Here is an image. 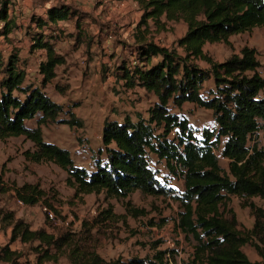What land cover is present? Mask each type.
Instances as JSON below:
<instances>
[{
  "label": "trees",
  "instance_id": "obj_1",
  "mask_svg": "<svg viewBox=\"0 0 264 264\" xmlns=\"http://www.w3.org/2000/svg\"><path fill=\"white\" fill-rule=\"evenodd\" d=\"M134 2L141 12L131 59H122L115 67V79L126 90L140 88L155 98L147 110V118L134 122L125 117L122 123L105 120L101 132L104 160H95L91 172L74 166L67 151L42 139V126L67 124L82 127L72 111L50 100L46 85L57 77V69L66 64L65 56L56 50V37L46 34L49 24L74 18L77 13L67 6H53L46 11V20L33 16L27 33L33 50H42L44 59L38 64L40 86L24 85L26 74L18 53L4 61L0 53V141L24 137L33 150L23 153L26 162L53 163L67 175L66 184L74 197L105 194L124 199L139 191L144 195L168 196L172 190L158 179L150 156L164 162L165 168L183 180V192L175 199L180 203L178 227L194 242L186 264H264V209L252 201L264 202V147L247 144L262 132L264 139V79L259 75L260 63L255 49L243 47L223 62L204 52L206 45L230 46V37L255 28L264 29V0H121ZM8 0H0V34L7 36L15 28L8 18ZM183 23L184 35L177 40V49L147 39L150 25L166 30L168 25ZM199 62L207 67L203 68ZM264 66V62H263ZM208 84V91L205 85ZM64 94L67 87L56 84ZM193 104L212 112L217 129H204L197 137L187 119L173 113ZM77 106V105H75ZM64 116V117H62ZM66 117V118H65ZM37 118L35 128L25 123ZM225 139L221 157L228 161L226 173L214 151ZM103 151V152H102ZM13 193L26 206L41 204L59 213L46 192L37 184L8 185L0 168V196ZM229 196L242 200L253 217L250 229L242 228L232 209L226 206ZM115 215L108 207L97 214L90 228L106 224ZM0 221L11 227V241L39 242L47 251L43 260H50L48 249L69 251V264H172L166 252L152 258H130L107 261L97 253L82 248L70 235L56 238L45 229L32 231L11 211L0 207ZM253 248L258 262H251L245 246ZM5 262L18 264L15 252L2 249Z\"/></svg>",
  "mask_w": 264,
  "mask_h": 264
},
{
  "label": "rangeland",
  "instance_id": "obj_2",
  "mask_svg": "<svg viewBox=\"0 0 264 264\" xmlns=\"http://www.w3.org/2000/svg\"><path fill=\"white\" fill-rule=\"evenodd\" d=\"M8 1L16 12L13 14L15 28L7 40L12 45L20 46L16 50H22L21 68L26 74L24 85L40 86L38 64L44 58L42 51L31 49L25 35L26 28L30 25V17L44 16L51 4L71 7L77 13L86 37L82 42L76 40L78 28L74 20L53 25V33L58 37L56 49L64 54L66 64L57 69L56 79L45 86L44 92L52 102L64 106L66 111H72L81 121L82 127L58 124L42 126L41 131L45 143L67 151L74 166L91 172L95 169V160L103 161L105 158L104 153L99 154L105 120L122 123L125 117L134 122L138 116L147 118V110L155 101L154 97L145 94L140 88L126 90L114 75L115 67L122 59L130 62L135 35L138 31H144L143 27H139L141 12L136 4L121 0H92L90 3H83L81 0ZM17 1H20V7H17ZM185 30L186 27L181 22L168 25L166 30H158L150 25L146 38L181 53L176 42L184 35ZM4 40L6 38L0 39ZM229 41L230 46L206 45L204 52L213 60L223 62L231 55L239 54L243 47L255 49L260 63L257 71L264 79V29L255 28L230 37ZM8 53L2 55L4 61ZM199 65L207 67L202 62ZM56 84L67 87L66 92L60 94L55 89ZM208 86L205 85V91H208ZM259 97H264V89ZM171 111L187 119L197 137H200L204 129H217L211 111L193 104H184L179 110L172 107ZM36 121L37 118L25 125L35 128ZM220 141L214 153L220 167L227 173L228 161L221 157L225 139ZM254 143L264 147L262 132L252 137L247 145L251 147ZM27 150L32 151L33 144L24 137L0 141V168L3 170L5 183H15L17 186L25 183L37 184L46 192L49 201L59 213L58 215L51 210L55 220L50 221L41 204L32 207L20 206L13 193L0 196V207L4 211H11L15 219L23 220L30 230L45 229L56 238L70 235L82 248L97 253L107 261H126L134 257L150 259L161 251L167 253L172 264L188 262L194 242L178 227L179 213L182 210L175 199V196H180L183 192V180L166 169L164 162L150 156V163L158 172V179L166 182L172 190L168 196L153 197L136 191L124 199L109 198L103 193L74 197V191L66 184V173L53 163L26 162L23 153ZM252 201L264 209L263 201L258 198ZM241 202L238 197L229 196L226 206L234 211L242 228L250 229L254 219L248 208L241 207ZM108 207L113 209L115 216L106 224L90 228L97 214ZM2 249L15 252L18 264H69V251L48 249L51 258L44 261V252L47 249L39 242H12L11 227L0 221V264H10L5 262ZM243 251L251 262L260 261L250 246H245Z\"/></svg>",
  "mask_w": 264,
  "mask_h": 264
},
{
  "label": "crops",
  "instance_id": "obj_3",
  "mask_svg": "<svg viewBox=\"0 0 264 264\" xmlns=\"http://www.w3.org/2000/svg\"><path fill=\"white\" fill-rule=\"evenodd\" d=\"M122 2H124V3H133V4H135L134 2H132V1H122ZM16 4H17V7H20V5H21V3H20V1H17V2H15ZM60 5H62V4H51L47 9H46V11L49 9V8H51V7H53V6H60ZM65 6V5H64ZM137 6V5H136ZM68 7V6H67ZM70 9H72L71 7H69ZM22 10H23V8H21ZM46 11H45V13H44V16H39V15H32L31 17H30V25H31V18L33 17V16H35V17H39V18H41V19H43V20H46ZM72 11H74L73 9H72ZM15 12H16V10H15V8L14 7H11L10 6V2H9V7H8V18L9 19H12L13 21H14V17H13V14H15ZM68 20H74V24H75V26L78 28V33H77V37H76V40L78 41V42H82L83 41V38L84 37H86V34L83 32V29H82V26L79 24V21H78V19H77V15L74 17V18H72V19H68ZM67 21V20H66ZM59 22H61V21H59ZM14 23H15V21H14ZM58 23V22H57ZM56 23V24H57ZM0 24H2V26L0 27V31L2 30V27H3V23L2 22H0ZM30 25L26 28V31H25V35L27 36V38H28V40H29V42H30V38H29V36H28V32H29V28H30ZM53 25H55V24H49V27L51 26V30H49V31H47L46 32V34H51L53 37H56V39L54 40L55 42H57V39H58V37L56 36V35H54V26ZM13 31V30H12ZM11 34H12V32L10 33V34H8L7 36H3L2 34H0V39L1 38H6V40H4V41H0V43L2 44V45H0V53L3 55V54H6V53H8V55L7 56H9L10 54H11V52H15V53H18V56H19V58H20V53H21V51L19 50H16V49H19L20 48V46H17V45H15V44H13L12 45V42H10V41H8L7 40V37L9 38L10 36H11ZM11 40H13V39H11ZM31 47V46H30ZM56 48V47H55ZM57 50V49H56ZM39 51H42V50H39ZM58 51V50H57ZM43 52V51H42ZM59 53H61L60 51H58ZM44 53V52H43ZM61 54H63V53H61ZM64 55V54H63ZM21 59V58H20ZM44 59V58H43ZM22 61V60H21ZM204 68H206V67H204ZM255 261H256V259H255ZM258 262V261H257Z\"/></svg>",
  "mask_w": 264,
  "mask_h": 264
},
{
  "label": "built area",
  "instance_id": "obj_4",
  "mask_svg": "<svg viewBox=\"0 0 264 264\" xmlns=\"http://www.w3.org/2000/svg\"><path fill=\"white\" fill-rule=\"evenodd\" d=\"M83 3H90L92 2V0H81ZM17 203L20 205V206H26L24 205L21 201L19 200H16ZM43 211L45 212L47 218L50 220V221H54L55 220V215L53 214V212L49 209H47L46 207H43Z\"/></svg>",
  "mask_w": 264,
  "mask_h": 264
}]
</instances>
